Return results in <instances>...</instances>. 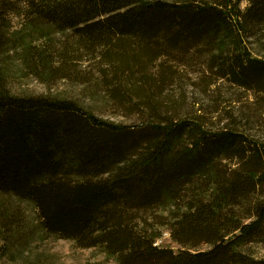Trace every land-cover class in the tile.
<instances>
[{
  "label": "trees",
  "instance_id": "1",
  "mask_svg": "<svg viewBox=\"0 0 264 264\" xmlns=\"http://www.w3.org/2000/svg\"><path fill=\"white\" fill-rule=\"evenodd\" d=\"M242 1L0 0V31L18 13L32 28L73 32L100 50L120 104L138 95L157 113L149 93L176 78L162 60L195 51L207 57V89L226 84L264 108V0ZM6 44L0 32V56ZM203 119L134 131L72 99L0 87V193L32 202L49 234L118 264H264L253 252L264 247V136L248 120ZM157 227L178 253L158 246Z\"/></svg>",
  "mask_w": 264,
  "mask_h": 264
},
{
  "label": "rangeland",
  "instance_id": "2",
  "mask_svg": "<svg viewBox=\"0 0 264 264\" xmlns=\"http://www.w3.org/2000/svg\"><path fill=\"white\" fill-rule=\"evenodd\" d=\"M247 7L243 0L241 8ZM0 32L7 43L0 56V87L11 95L72 99L98 119L134 131L166 118L192 120L201 116L215 126L226 118L237 119L242 126L248 120L247 128L264 136V108L253 103L251 94L226 84L207 89V57L198 52L173 53L162 60L176 72V78L162 91L149 93L157 110L154 115L147 104L143 105L141 96L124 95L123 104L112 97L113 88L106 82L112 75L100 50L88 51L73 32L50 26L32 28L18 13L4 18ZM158 66H151L149 74L159 77ZM157 228L158 246L178 253L182 248L172 241L166 228ZM253 252L264 257V247H255ZM0 264L118 263L101 249H81L73 241L49 234L32 202L0 193Z\"/></svg>",
  "mask_w": 264,
  "mask_h": 264
}]
</instances>
